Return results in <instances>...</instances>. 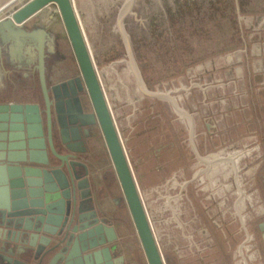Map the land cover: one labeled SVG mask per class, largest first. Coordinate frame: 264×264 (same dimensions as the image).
I'll return each mask as SVG.
<instances>
[{
    "label": "rangeland",
    "instance_id": "1",
    "mask_svg": "<svg viewBox=\"0 0 264 264\" xmlns=\"http://www.w3.org/2000/svg\"><path fill=\"white\" fill-rule=\"evenodd\" d=\"M29 1L3 4L0 24ZM185 1L134 0L120 28L119 14L129 0L73 4L166 264H219L225 251L234 257L241 249L247 257L245 241L248 236L257 241L252 226L261 222L254 213L259 211L256 173L264 158V0H231L239 34H226L235 27L215 8H224L226 0H191L206 12L210 2L215 4L218 19L213 22H223L225 34L205 33L202 14ZM174 10L187 11V16L196 10L192 20L198 25L190 26L187 17L181 26L174 24L179 21L171 16ZM27 26L54 34L55 63L62 66L57 80L81 77L55 5ZM121 31L128 36L142 87L151 94L170 95L192 119V134L189 118L178 114L168 100L141 93ZM11 42L0 39V47ZM235 42L238 45L230 48ZM188 62L187 71L179 69ZM84 85L78 97L86 114H92ZM90 128L94 132L88 136L87 155L92 159L86 161L92 180L106 191L107 205L102 206L118 234L115 256L123 257V264H148L101 129L97 124ZM244 188H251L253 208L238 196ZM0 254L6 258L2 264H11L8 250Z\"/></svg>",
    "mask_w": 264,
    "mask_h": 264
},
{
    "label": "water",
    "instance_id": "2",
    "mask_svg": "<svg viewBox=\"0 0 264 264\" xmlns=\"http://www.w3.org/2000/svg\"><path fill=\"white\" fill-rule=\"evenodd\" d=\"M8 1L0 0V7ZM133 1L129 0V3L121 9L118 19L119 28L123 19L132 8ZM51 5H55L58 8L80 70L81 77L77 82L82 79L94 110L92 114H86L80 101L75 100L77 104L76 113L79 115L76 114L74 117L76 121L74 123L78 122L81 127L86 128L95 124L100 127L147 263L166 264L153 232L125 145L105 98L95 61L83 26L75 10L73 0H31L17 10L10 19L0 24V34H38L40 38L37 49L39 51L41 83L47 105L45 113L48 129L46 145L42 130L40 129L41 119L39 118V110L37 106L30 105L24 106L25 112L27 114L34 112L36 114L35 118H28L26 125H22V121L16 118L14 123L19 122L21 124L20 128L17 129V127L13 128V126H10L7 130V132L11 131L10 137L6 139L8 141L7 144L9 142H18V144L9 145L5 150V154H0V189L2 194L0 200V226L4 228L10 227L9 229L14 230H24V232L33 231L36 234L43 232L45 237L49 238V240L46 239L45 241L47 245L52 244L54 236L56 237L58 234V237H61L64 233L63 239H57L54 248L47 249L40 256L38 264H42L45 256L47 257L52 252H55L61 245L66 247L65 250L67 248L71 250L69 254L70 259L68 258L67 260V254L64 255V250L56 254V259L50 264L62 258H66L65 264H69L68 261L71 259L79 260L82 263L84 261V258L81 257L82 253L92 252L101 246L114 243L118 240V234L114 225L108 226L104 221L100 222L94 213H92V217L85 219L86 213L78 210V207L80 208L82 205L80 202L85 201L87 198H85L84 192L89 189L90 185L87 177L89 174L88 168L82 162H71L72 156L70 155L59 154L54 145L52 129L54 103L49 98L43 74V52L45 48L43 40L46 33L45 31H40V29L33 31V33H28L24 29L26 23ZM122 33L127 42L132 72L138 81L141 93L145 97L154 100H168L178 114L189 118L170 95L151 94L146 88L142 87L140 84L142 82H140L134 65L135 62L128 36L124 32ZM71 84L72 82L64 83L62 84L63 86H56L53 90L56 93V90L61 91L62 88L66 89ZM58 97L54 96L57 100L61 96ZM22 107L19 109L13 107L12 110L20 112L17 110L22 111ZM57 107L58 104L56 105V113H59L57 123L62 133L66 134L65 132H67L68 127L64 124L65 122L61 124L60 121L63 117L60 116L61 112L60 109L57 110ZM7 108L9 107L0 106V111L6 112ZM0 119L6 120L7 118L0 117ZM76 119L79 120L77 121ZM189 120L191 122L190 134H192L194 129L193 122L192 119L189 118ZM86 131L88 132L87 129ZM13 133L14 135H12ZM65 137L66 142H70L67 134ZM77 145L82 147V152L86 151L85 147H83L84 144L81 143L75 144L73 147L68 144L67 148L70 152H80ZM193 151L197 158L200 159L196 148L193 147ZM52 157L60 162V166L55 167ZM79 168L85 170V176L78 174L77 170ZM76 221L81 224L80 228L72 226ZM79 230L81 231L80 233H78ZM9 245L5 238L0 237V251L7 254V250L10 248ZM104 251L107 253L108 259H110V249H105ZM4 256L0 254L1 264L6 261ZM97 256L98 254L95 252L93 255H89V259L92 257L97 258ZM34 258L36 259L37 257ZM85 260L87 261V258ZM115 261H118V264H123V257H119ZM18 262L17 259H13L11 264H22Z\"/></svg>",
    "mask_w": 264,
    "mask_h": 264
},
{
    "label": "crops",
    "instance_id": "3",
    "mask_svg": "<svg viewBox=\"0 0 264 264\" xmlns=\"http://www.w3.org/2000/svg\"><path fill=\"white\" fill-rule=\"evenodd\" d=\"M28 25V24H27ZM24 29L28 33H33L34 30H36L32 26H24ZM53 36L50 37V35L45 34L44 37V67H43V74L45 78V86L48 90V95L50 100L54 103L56 99L54 96L62 95L61 92L64 94V96H67V93H69V90L73 93L75 91V97H78L79 92H81V88H75V84H77L78 77H74L72 79H68L66 81L63 80H57L56 73L58 74L61 71V65L58 66L57 63H55V60L57 59V46L56 41L53 38ZM0 39L3 40L4 43L12 41L9 46H2L3 49L0 47V106H7V111H0V117H6V120L0 119V154H5V150L7 147L11 144H18V142H12L7 144V138L10 137L11 131L7 132L8 128L10 126L20 128L21 124L19 122L14 123L16 121V118L18 120L22 121V125H26V121L28 118L34 117L36 114L34 112L26 113V109H24V106H37L39 113H40V129L42 130L43 138L45 139V143L47 145V120H46V110L47 105L45 102V96H44V90L41 83V72L39 70V42L40 38L38 34H0ZM264 57V47L262 50V54ZM262 72L264 73V68L262 69ZM72 82V84L66 88L61 90L60 94H57L54 92L53 89H55L56 86H61L64 83ZM262 85L264 86V79L261 81ZM63 86V85H62ZM53 90V91H52ZM264 104V103H263ZM23 106L22 111L17 110L20 112H15L12 110L13 107H16V109L21 108ZM4 109V108H3ZM67 114V112H64ZM29 115V116H28ZM35 118V117H34ZM54 118V116H53ZM66 118V116H64ZM54 121V120H53ZM66 121V120H65ZM14 123V124H13ZM55 123V124H53ZM53 128L57 129L59 126L56 124V122H53ZM208 127V126H207ZM14 135V133L12 134ZM39 135V134H37ZM4 138V139H2ZM4 143H3V142ZM88 142V141H87ZM86 151L87 152H70L67 150L64 146L60 145V147L57 148V152L61 155H70L71 162L79 161L86 164L88 167V153L91 150L88 143H86ZM21 151V150H17ZM74 157V158H73ZM86 159H88L86 161ZM52 161L54 162V165H58L59 161L54 159L52 157ZM90 170V169H89ZM79 172V170H77ZM93 173V169L91 171ZM91 173L89 177L90 182V188L84 192L85 198L88 199V206H81L78 210H80L82 213H86L85 217L90 218L92 217V213H94L97 218H99L102 222V215H101V209H103L102 203L106 206L107 201L105 198H99V185L96 184L92 178ZM98 196V198H97ZM2 194L0 189V200H1ZM105 200V201H104ZM82 203V202H80ZM86 203V201H85ZM101 207V208H100ZM104 210V209H103ZM104 213H106L104 211ZM263 219V217L261 218ZM94 222V221H93ZM262 223V221H261ZM94 225V224H92ZM263 225V226H262ZM75 228H80L81 224L76 221L72 225ZM262 230L261 233H264V222L261 224ZM4 228L0 226V237H3L6 239V242L10 244V248L8 249V254L10 253L11 261L18 260V263L27 264L26 262H34L38 264V260L40 256L43 255V253L50 248H54L55 244L57 243V239H63L64 233L61 237L57 236L52 238V244H46V239L49 240L48 237H45V235L42 233H34L33 231H26L24 230H14ZM257 228L252 226V233H256ZM81 231L79 230L78 233ZM261 233L257 236V241L254 242V238L247 237L245 241V245L247 246L246 253L247 257H244V252L239 249L240 255H238L240 258L241 264H264V237L261 236ZM264 235V234H263ZM263 237V239H262ZM66 247L62 246L57 249L55 252H52L49 256H45L42 264H50L53 262L54 259H56V254L59 252H63ZM105 249H110L111 251V258L108 259L107 253L104 251ZM70 251L68 248L64 251V255L67 254V260L69 258ZM15 252V253H14ZM95 252H97L98 256L97 258H91L89 259V255H93ZM249 253H251V256H249ZM259 253H261V256L259 257ZM12 256V257H11ZM235 255V259H233V262L236 264V259L238 257ZM34 257H37L36 259ZM82 258H84V261H82L83 264H118V261L115 260L118 259L115 257V251H113L110 246H101L97 249H95L92 252L89 253H82ZM66 258H62L61 260H57L53 264H65ZM87 258V261L85 260ZM52 259V260H51ZM70 259V258H69ZM248 259V261H247ZM245 261V262H244ZM69 264H82L79 262V260H69Z\"/></svg>",
    "mask_w": 264,
    "mask_h": 264
},
{
    "label": "flooded vegetation",
    "instance_id": "4",
    "mask_svg": "<svg viewBox=\"0 0 264 264\" xmlns=\"http://www.w3.org/2000/svg\"><path fill=\"white\" fill-rule=\"evenodd\" d=\"M84 83L81 81L79 84L77 83V84H75L74 86H75V88H81L82 89V85H83ZM70 88V87H69ZM60 92L61 91H59V90H56V93L57 94H60ZM73 93L75 94V91H73ZM73 93L71 92V90H69V93H67V96L65 95L64 96V94L61 92V94L62 95H59V99L57 100L56 99V101H54V107H53V116H54V118H53V122H56V124H57V116H59V113L57 114L56 113V105L58 104V107H57V110L58 109H60V112H61V114H60V116L61 117H63V119H61V124H63L64 122V124H66V126L68 127V129H67V132H65L67 135H68V138H69V140H70V142H66V140H65V136H66V134H64V133H62V130H61V128H58L57 127V129H56V127H55V129H53V141H54V145H55V148L57 149L58 147H60V145H62V146H64L67 150H69L67 147H68V144H70L72 147L75 145V144H78V143H81V144H84L83 145V147H85L86 148V143H87V141H88V136L89 135H91V133L92 132H94V131H92L91 130V128L90 127H92V126H89V128H90V132H87L86 131V129L88 128H86V127H81L80 126V124L77 122V123H74V122H76L75 121V116H76V111H77V104H76V101H80V103H81V106L83 107V109H84V112H86V110H85V108H84V106H83V102H82V97H75V95H73ZM76 100V101H75ZM64 112H67V114H65ZM87 113V112H86ZM77 115H79V114H77ZM64 116H66V118H64ZM70 117H71V120H70ZM66 120V121H65ZM77 120V119H76ZM79 120V119H78ZM77 120V121H78ZM72 122V123H71ZM53 124H55V123H53ZM58 125V124H57ZM63 130H65V129H63ZM88 134H86V133ZM64 134V135H63ZM77 147L80 149V151H83V149H82V147L81 146H79V145H77ZM85 152H87V151H85ZM108 152V151H107ZM57 160V159H56ZM82 162V161H81ZM83 163V162H82ZM84 164V163H83ZM84 165H86V164H84ZM57 166H60V162H59V164L58 165H55V167H57ZM87 166V165H86ZM87 168H88V180H89V177H90V170H89V167L87 166ZM65 170H66V167H65ZM259 172H257L256 173V175H257V178L258 179H260V183H259V185L257 186L256 185V192L258 193V196H259V198H258V203H259V205H258V209H259V211H257V212H255L254 214H255V218H258V219H260L261 221H262V223L260 222V223H258V224H256L254 227H256L257 228V231H256V235H258L257 233H261V231H263L262 230V227H261V224H263V222H264V158L262 159V162H261V164L258 166V169H257ZM78 174L79 175H83V176H85V174H86V172H85V170L84 169H80L79 168V172H78ZM250 175V174H249ZM249 175H247L248 177H249ZM92 177V176H91ZM242 183L244 184V182H243V180H242ZM89 184H90V182H89ZM253 187H254V185H253ZM252 187V188H253ZM89 188H90V185H89ZM250 190H251V188H244V190H242V191H239V197L240 198H242V199H244L245 200V202H246V204L248 203V205L249 206H251V208H253V199H252V201L250 200V198H248V197H250L249 195L252 193V192H250ZM105 194H106V191H104L103 190V188H102V190H100V188H99V198H105ZM97 198H98V196H97ZM111 200V199H110ZM85 201H86V203H85ZM85 201H83L82 202V205L81 206H85V207H87L88 206V204H89V202H88V199H86ZM114 201V200H113ZM118 201V202H117ZM116 201V203L117 204H115V205H117L118 206V204H120V202H119V200H117ZM87 205V206H86ZM235 205V204H234ZM72 208V207H71ZM81 208V207H80ZM101 208V207H100ZM235 208H236V205H235ZM78 209H79V207H78ZM101 211H103V212H101V215H102V221H104V223H106L108 226H110V225H113V223L109 220V217H108V215L106 214V213H104V210L103 209H101ZM263 217V219H261ZM87 217H85V219H86ZM99 219V218H98ZM253 219H254V217H253ZM100 220V219H99ZM101 221V220H100ZM263 226V225H262ZM115 227V226H114ZM249 234V233H248ZM264 233H261V236H263L264 237V235H263ZM249 237V236H248ZM263 237H262V239H263ZM252 238H255V237H252ZM105 246V245H104ZM107 246H110V248L113 250V251H115L116 252V249H115V247H114V244L113 243H111V244H107ZM230 249V248H229ZM230 253V252H229ZM230 256V257H229ZM261 256V253H259V257ZM116 257V256H115ZM117 258V257H116ZM233 259H235V257H233V256H231L230 254H227V251H225V254L223 253V257H220V260H218V263L219 264H231V262L230 261H232L233 262Z\"/></svg>",
    "mask_w": 264,
    "mask_h": 264
},
{
    "label": "trees",
    "instance_id": "5",
    "mask_svg": "<svg viewBox=\"0 0 264 264\" xmlns=\"http://www.w3.org/2000/svg\"><path fill=\"white\" fill-rule=\"evenodd\" d=\"M226 1L230 5L229 4L228 5L226 4L224 6V8H221V9H218V7L215 6V4H213L212 2H210L209 3V6H207V10H208L207 12L205 11V9H198L197 10V8H195V6L197 4L194 1L186 0L185 3H186V6L187 7L189 6V7L193 8V9H196L197 10V13H201L202 14L203 21L201 22V24L206 23V25L204 26V32L205 33L209 32L208 34H211V33H214V34H225V27H224L223 22H221L219 24V26L213 22V19L214 20H217L218 19V15H217L218 12L217 11L216 12L214 11V6H215L216 10H218V11H220L222 13V15H223L222 18H224L222 20H225V21L227 20L231 25H233L235 27V30L231 29L232 33L226 31V34H239V30L240 29H239V27H237V25L235 23V20H233V18H232V16L234 15L235 8H234L233 4L231 5V2H232L231 0H226ZM242 9L244 10L245 8L243 7ZM196 10H194V11L192 10V12L188 14V16L186 14L187 11H183V13H180L181 10H179V11L178 10L177 11L174 10V13L171 16L174 17V14H175L176 20L179 19V21H175V22H174V20H172V21L174 22V24L177 23V25H180L181 26L183 24L182 22L187 17L185 21L190 26L191 25L197 26L198 24H196V21L193 22V20H194L193 17L196 15L195 14ZM213 11L216 13L215 15H214ZM222 24H223V26H222ZM204 32L202 34H204ZM232 41H235L234 37H233V40ZM235 43L236 44H234V46L233 45L230 46V48L233 49L234 47H236L238 45L237 42H235ZM220 45H221L220 44V41H218V46H219V50L218 51L221 50V46ZM221 53H222V51L220 52V54ZM189 63L190 62L184 64V66L179 67V69L184 70V71H187V69H188V67L190 65Z\"/></svg>",
    "mask_w": 264,
    "mask_h": 264
},
{
    "label": "bare ground",
    "instance_id": "6",
    "mask_svg": "<svg viewBox=\"0 0 264 264\" xmlns=\"http://www.w3.org/2000/svg\"><path fill=\"white\" fill-rule=\"evenodd\" d=\"M11 6V5H10ZM3 14V13H2ZM10 19V18H9ZM82 81V79H80ZM81 81H78V84L81 82ZM83 82V81H82ZM85 86V85H84Z\"/></svg>",
    "mask_w": 264,
    "mask_h": 264
}]
</instances>
